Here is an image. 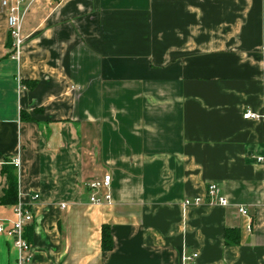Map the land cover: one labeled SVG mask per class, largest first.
I'll return each mask as SVG.
<instances>
[{
	"label": "crops",
	"instance_id": "crops-1",
	"mask_svg": "<svg viewBox=\"0 0 264 264\" xmlns=\"http://www.w3.org/2000/svg\"><path fill=\"white\" fill-rule=\"evenodd\" d=\"M21 8L15 59L0 0V197L19 158L28 264H264V0ZM105 175L113 202L93 205L89 184ZM212 183L227 206L208 203ZM14 206H0L5 228ZM0 264H18L3 235Z\"/></svg>",
	"mask_w": 264,
	"mask_h": 264
},
{
	"label": "built area",
	"instance_id": "built-area-1",
	"mask_svg": "<svg viewBox=\"0 0 264 264\" xmlns=\"http://www.w3.org/2000/svg\"><path fill=\"white\" fill-rule=\"evenodd\" d=\"M34 0H2V5L8 10V29L10 37L13 41L14 58L20 59L22 47L25 42L23 36V24L27 9H22V3L28 2L31 4ZM244 119H260V116L248 111L244 114ZM14 165L18 168L20 166V159L14 160ZM112 177L105 175L102 179L96 180L89 184L91 190L90 203L101 206L105 204H112L111 194ZM40 196L35 194L32 196L33 200H38ZM206 198L210 204H219L222 206L228 205V200L222 195V190L217 184H210L207 188ZM196 204L201 201L197 200ZM189 202H186L188 205ZM66 206L63 205V208ZM16 220L12 223L10 228H5L0 224V235L13 241V244L18 252V264H28L31 259L32 246L25 237L26 228L34 221V214L30 207L18 202L14 206ZM239 212L244 216H249L248 210L244 207L239 208ZM198 259L197 254L192 256L185 255L183 257L184 264H195Z\"/></svg>",
	"mask_w": 264,
	"mask_h": 264
},
{
	"label": "trees",
	"instance_id": "trees-1",
	"mask_svg": "<svg viewBox=\"0 0 264 264\" xmlns=\"http://www.w3.org/2000/svg\"><path fill=\"white\" fill-rule=\"evenodd\" d=\"M10 41L13 43L11 37ZM2 174L8 180V187L4 190L0 197V206L17 205L19 202V182L17 170L10 162L3 165ZM225 239L228 245H238L240 243V232L237 229H226ZM113 240L111 231L108 226H103L102 229V249L104 252L113 249Z\"/></svg>",
	"mask_w": 264,
	"mask_h": 264
}]
</instances>
